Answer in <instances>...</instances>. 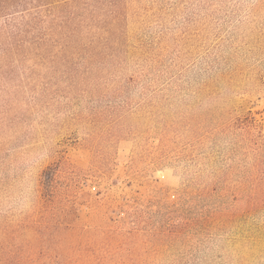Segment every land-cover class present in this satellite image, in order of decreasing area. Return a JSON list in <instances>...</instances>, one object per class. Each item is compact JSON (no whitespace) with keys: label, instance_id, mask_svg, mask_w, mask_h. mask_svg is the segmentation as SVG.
Listing matches in <instances>:
<instances>
[{"label":"rangeland","instance_id":"obj_1","mask_svg":"<svg viewBox=\"0 0 264 264\" xmlns=\"http://www.w3.org/2000/svg\"><path fill=\"white\" fill-rule=\"evenodd\" d=\"M83 2L0 80V264H264V0Z\"/></svg>","mask_w":264,"mask_h":264},{"label":"trees","instance_id":"obj_2","mask_svg":"<svg viewBox=\"0 0 264 264\" xmlns=\"http://www.w3.org/2000/svg\"><path fill=\"white\" fill-rule=\"evenodd\" d=\"M80 3L83 0H0V80L15 82L18 68L32 63L31 69L50 67L73 81L69 65L89 54L82 44L86 37L81 24L87 20L78 13Z\"/></svg>","mask_w":264,"mask_h":264}]
</instances>
